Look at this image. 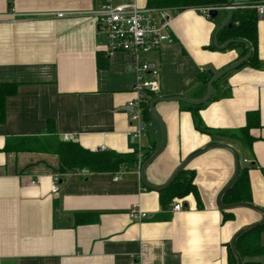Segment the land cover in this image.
Segmentation results:
<instances>
[{"label":"crops","instance_id":"0c3cea01","mask_svg":"<svg viewBox=\"0 0 264 264\" xmlns=\"http://www.w3.org/2000/svg\"><path fill=\"white\" fill-rule=\"evenodd\" d=\"M231 2L234 10L240 6L255 7L257 14L259 8L264 11V0ZM139 3L147 6V0ZM99 4L0 0V84L18 86L16 95L7 99L6 121L0 124V264H228V246L237 233L263 220L257 209L219 206L236 169L230 149L211 148L190 162L187 168L195 172L200 201L193 194L175 198L167 221L153 220L162 213L160 193L141 179L144 164L124 166L116 173L83 170L61 175L55 153L6 149L16 139L48 140L52 127L60 141L76 142L92 152H139L141 160L160 147L161 126L152 113L144 120L141 139L133 136L137 123L131 125L124 106L136 98L137 77L129 69L128 52H105L94 17ZM226 16L227 8H221L216 19L203 17L195 8L170 12L167 32L173 41L145 56L159 69L158 88L146 103L156 97L202 99L208 90L201 80L208 70L216 74L246 56L243 46L222 51L213 46ZM258 16L261 65H248L249 59L213 85L211 98L198 112L210 135L196 128L188 108L194 105H154L167 139L164 151L145 170L150 185H165L197 151L227 144L248 169L251 205L264 211V14ZM224 43L218 37V45ZM256 113L259 125L247 131V139L242 132L247 116ZM55 177L57 194L52 192ZM178 200L184 208L175 212L172 206ZM132 206L151 218L132 221ZM225 212L233 219L225 221ZM82 214H97L98 219L78 225L75 216ZM251 261L264 264V256Z\"/></svg>","mask_w":264,"mask_h":264},{"label":"trees","instance_id":"16d2710c","mask_svg":"<svg viewBox=\"0 0 264 264\" xmlns=\"http://www.w3.org/2000/svg\"><path fill=\"white\" fill-rule=\"evenodd\" d=\"M257 1V0H252ZM147 7L155 9H170V10H186V9H201L207 7H213L217 9V12L221 8H226L227 4L225 0H147ZM258 21L259 16L255 7H236L232 14V27L224 28L219 34L220 41L226 42L229 40H245L253 48L252 57L247 63L248 65H253L254 67H260V61L257 56L258 51ZM243 46L245 48V54L248 53V48L243 44H233L230 47ZM213 48V47H212ZM210 77L206 74L203 75L201 82L205 89L210 81ZM217 83V82H216ZM215 83V84H216ZM214 84V85H215ZM18 86L15 84H0V124H4L6 121L7 110L6 102L9 97H13L17 93ZM153 93V92H151ZM150 93V94H151ZM153 97V95H151ZM148 103L144 106V120L147 121V117H151L150 107ZM205 105H195L189 106L188 108L193 111V119L195 120L196 128L205 134H209V129H207L202 119L200 118L198 112ZM248 124L242 132H244L245 137L248 139V130L251 127L259 125L258 113L248 114ZM256 119V123H252V120ZM50 139L45 140L43 138H21L10 141L6 149H11L15 152H48L55 153L59 157V173L61 175H66L68 172H80L87 170L90 173H116L124 166L129 168L138 167V163L142 164L146 162L154 153L155 150L144 153L139 159V152L131 155H119L114 151L100 152V151H88L84 149L81 145L73 141H60L51 128ZM227 135V133L222 134ZM238 179L235 184L228 190L226 195L222 198L223 205L232 204H252V190L250 189L248 169L240 167V172ZM195 172L189 170L187 167L182 170L180 174L177 175L176 180L164 191H159L160 193V206L162 207V213L154 217L155 220L167 221L169 219L170 205L175 198H183L190 194H193L198 202L200 201L199 192L195 185ZM233 214L225 212L224 220L233 219ZM75 222L78 225L82 223H96L98 216L90 214H82L75 216ZM264 232V225L242 233L236 241V249L242 260L243 264H261L258 261H251L258 256H264V247L261 245V236ZM228 264H238L237 259L228 246Z\"/></svg>","mask_w":264,"mask_h":264},{"label":"built area","instance_id":"2783aa9c","mask_svg":"<svg viewBox=\"0 0 264 264\" xmlns=\"http://www.w3.org/2000/svg\"><path fill=\"white\" fill-rule=\"evenodd\" d=\"M99 6V9L94 12V17L97 35L101 39L105 52L112 54L124 51L130 54L129 69L137 77L133 87L136 98L124 106V109L130 114L131 125L137 123L133 136L135 139H141L146 129L143 105L148 95L156 92L159 75V69L154 64L146 62L145 56L160 51L164 43L173 41L167 32L172 10L148 8L140 5L139 0H100ZM195 10L208 19L212 18L211 11H217L213 7ZM263 14V9L259 8L258 15ZM64 15L62 13L58 17L62 18ZM121 176L118 175L115 179L119 180ZM58 184V178L55 177L52 185L54 194L58 192ZM172 207L175 212H180L184 208L179 200ZM128 216L136 222L151 218L138 206H132Z\"/></svg>","mask_w":264,"mask_h":264},{"label":"water","instance_id":"95a60500","mask_svg":"<svg viewBox=\"0 0 264 264\" xmlns=\"http://www.w3.org/2000/svg\"><path fill=\"white\" fill-rule=\"evenodd\" d=\"M227 6V18L222 22V24L216 29L215 31V35H214V38H213V46H215L218 50L222 51L228 47H230L231 45L233 44H243L245 45L247 48H248V53L246 56H244L243 58H240L238 59V61L236 63H233L225 68H223V70L219 71L218 73L214 74L211 70H208L206 75H208L211 79L209 81V84H208V87H207V95L202 98V99H195V100H192V99H189V98H186V97H166V98H161V97H156V98H153L151 99V101L149 102V107H150V112L152 113V115L154 116V118L156 120H158L160 126H161V133L163 135V140H162V143L160 145V147L158 148V150H156L153 155L146 161L144 162L143 166H142V169H141V179H143V182L145 183V185L152 189V190H157V191H164L166 189H168V187L172 184V182H174L176 180V177L178 174H180L182 172V170L184 168H186L191 161H193L194 159H196L197 156L205 153L206 151L210 150L211 148H228L230 149L233 153H234V157H235V162H236V169H235V173H234V177L232 178V180L229 182V184L226 186V188L224 189V192L222 193V195L220 196V199H219V206H221L222 209L224 210H227V209H234V208H241V207H246V208H250V209H254V210H259L262 212V215H263V220L256 223V225H253V226H249V227H246V228H243L241 231H239L237 233V235L234 237V239L232 240L231 242V245H230V248L232 249L236 259H237V263L238 264H243L242 263V260L237 252V249H236V241L238 239L239 236L242 235V233L246 232V231H250V230H253V229H256L262 225H264V211L261 210V209H258L257 207L255 208V206L253 205H250V204H246V203H241V204H232V205H223L222 203V198L224 195H226V193L228 192V190L235 184V182L237 181L238 179V175H239V172H240V167H241V162H239V156L236 152V150L231 147L230 145H222V144H211V146H208V147H205L204 149L200 150V151H197L195 154L189 156L188 158H186L183 162H182V165L174 172V174L170 177V179L168 180V182L163 185V186H152L150 185L148 182H147V179H145V170L146 168L153 162V160L158 157L163 151H164V147L166 145V139H167V135H166V131H165V125L163 123V120H161V118L159 117V115L157 114L156 112V109H155V104L157 102H166V101H177V102H184V103H187V104H190V105H203V104H206L209 99L211 98L212 94H213V85L218 81L220 80L221 78H223V76L225 74H227L228 72L232 71V70H235L237 69V67L247 63L249 61V59L251 58L252 56V52H253V48L251 45H249L245 40H241V39H237V40H229L227 42H225L224 44H222V46H219L218 45V37H219V34L222 32V30L224 28H231L232 27V14H233V10H234V5L233 3L231 2V0H225ZM210 15L213 19H216L217 18V15H218V12L217 11H211L210 12Z\"/></svg>","mask_w":264,"mask_h":264}]
</instances>
